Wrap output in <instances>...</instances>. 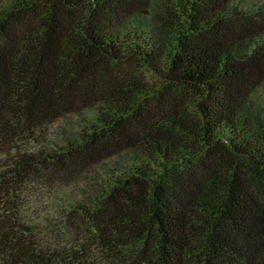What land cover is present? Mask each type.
Here are the masks:
<instances>
[{
    "label": "trees",
    "instance_id": "16d2710c",
    "mask_svg": "<svg viewBox=\"0 0 264 264\" xmlns=\"http://www.w3.org/2000/svg\"><path fill=\"white\" fill-rule=\"evenodd\" d=\"M0 264H264V0H0Z\"/></svg>",
    "mask_w": 264,
    "mask_h": 264
},
{
    "label": "rangeland",
    "instance_id": "374dc122",
    "mask_svg": "<svg viewBox=\"0 0 264 264\" xmlns=\"http://www.w3.org/2000/svg\"><path fill=\"white\" fill-rule=\"evenodd\" d=\"M148 76H150V74H148ZM55 131H56V129H52V131H51V132H52V135H51L52 138L54 137V133H55Z\"/></svg>",
    "mask_w": 264,
    "mask_h": 264
}]
</instances>
